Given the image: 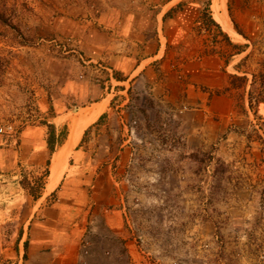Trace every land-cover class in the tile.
<instances>
[{
    "label": "crops",
    "instance_id": "obj_1",
    "mask_svg": "<svg viewBox=\"0 0 264 264\" xmlns=\"http://www.w3.org/2000/svg\"><path fill=\"white\" fill-rule=\"evenodd\" d=\"M211 2L132 6L129 0H108L88 19L62 15L42 24V33L72 38L78 51L56 56L34 48L24 78L11 74V93L22 94L18 84L26 83L30 112L3 123L14 131L0 134V226L16 218L23 223L16 248H4L10 256L25 252L26 264H79L80 242L90 238L98 249L88 264L103 251L127 254L133 264H159L146 260L138 243L143 232L128 214L144 191L135 181L144 174V158L133 121L139 129L168 109L175 120L172 140L182 143L175 154L186 164L194 148L212 142L251 143L244 136L250 110L264 115V101L252 105L248 97L255 63L250 42L264 27V4L225 0L239 42L204 14ZM236 77L243 79L239 86ZM77 118L85 125L70 143ZM23 165L30 169L26 185ZM177 173L175 166L169 169V175ZM36 175L42 177L34 193ZM167 185L187 190L185 182Z\"/></svg>",
    "mask_w": 264,
    "mask_h": 264
},
{
    "label": "rangeland",
    "instance_id": "obj_2",
    "mask_svg": "<svg viewBox=\"0 0 264 264\" xmlns=\"http://www.w3.org/2000/svg\"><path fill=\"white\" fill-rule=\"evenodd\" d=\"M129 1L132 6L136 2L145 5L152 2ZM258 1L264 4V0ZM107 2L0 0V125L30 112L24 96V80L18 84L22 94L10 91L16 84L12 77L15 72L24 78L25 61L34 48H42L44 53L56 56L78 51L72 38L60 39L42 33V24L51 23L62 15L88 19L91 13L102 12ZM206 9L204 14L213 16L212 8ZM234 33L233 30L229 34L242 42L243 39L232 35ZM250 44L249 52L255 63H252L254 72L249 82L251 99L250 95L248 97L253 105L260 101L256 97L264 88L260 81V73L264 70V27ZM233 80L237 86L243 81L241 77ZM250 111V124L244 128V136L251 143L236 138L229 140L226 146L212 142L206 147L194 148L191 161L186 164L182 159L178 160L179 153L175 154L182 143L172 140L175 120L168 109L156 112V119L139 129L137 121L132 123L134 133L141 138L139 145L144 158V174L137 176L135 181L144 187V191L142 202L132 205L128 214L143 232L138 243L147 261L159 264H264V115L257 114L255 108ZM174 166L178 169L177 176L169 175V169ZM21 169V180L26 185V174L30 169L28 165ZM41 177L36 175L33 179L34 193L40 187ZM179 182L186 183V191L168 189L167 184ZM153 185L154 189H159L154 190ZM130 198L134 200L135 197L131 195ZM22 224L19 218L1 224L0 264H26L25 252L16 258L9 255V249L4 250L16 248ZM93 242L90 238L80 242L79 264H88L92 251L98 249ZM119 252L111 257L103 251L92 264H105L104 258L107 264H133L130 256Z\"/></svg>",
    "mask_w": 264,
    "mask_h": 264
},
{
    "label": "bare ground",
    "instance_id": "obj_3",
    "mask_svg": "<svg viewBox=\"0 0 264 264\" xmlns=\"http://www.w3.org/2000/svg\"><path fill=\"white\" fill-rule=\"evenodd\" d=\"M211 8L213 10V16L220 23L223 29L228 31L229 33H232L233 29L231 27V23L227 15L225 0H213ZM84 125H85V121L79 118L74 119L71 122L70 136H69L70 143L75 142L77 137H79V135L81 134L84 128ZM62 152H63V149L59 153L56 154L57 157L58 155H61Z\"/></svg>",
    "mask_w": 264,
    "mask_h": 264
},
{
    "label": "trees",
    "instance_id": "obj_4",
    "mask_svg": "<svg viewBox=\"0 0 264 264\" xmlns=\"http://www.w3.org/2000/svg\"><path fill=\"white\" fill-rule=\"evenodd\" d=\"M210 20L213 21L212 18H210ZM260 76H261V80L260 81H261V83H262V85L264 87V70L260 73ZM253 78H255V76H253ZM249 95H250V99H251V93ZM256 98L258 100H260V101L264 100V88H263L262 94H260V96H257ZM46 125L48 127V132L51 134V132H52L51 124L47 123ZM48 149H50V150L52 149V143H51L50 139H48ZM21 233H22V230H19L18 239H19ZM23 246H24V249H25L26 248V241L23 242ZM24 257H25V254H24Z\"/></svg>",
    "mask_w": 264,
    "mask_h": 264
},
{
    "label": "built area",
    "instance_id": "obj_5",
    "mask_svg": "<svg viewBox=\"0 0 264 264\" xmlns=\"http://www.w3.org/2000/svg\"><path fill=\"white\" fill-rule=\"evenodd\" d=\"M172 117H173V115H172ZM135 122L136 121L134 120L133 123H135ZM7 131H10V132L14 131L13 125L11 123H7L5 125H0V133H4ZM84 253H87V251L85 250Z\"/></svg>",
    "mask_w": 264,
    "mask_h": 264
}]
</instances>
